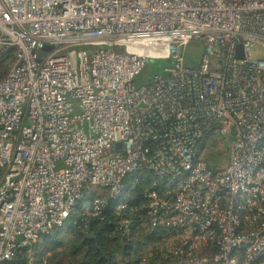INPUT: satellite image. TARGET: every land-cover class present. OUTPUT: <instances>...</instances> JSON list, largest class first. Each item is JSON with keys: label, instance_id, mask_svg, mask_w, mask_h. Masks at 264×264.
<instances>
[{"label": "built area", "instance_id": "built-area-1", "mask_svg": "<svg viewBox=\"0 0 264 264\" xmlns=\"http://www.w3.org/2000/svg\"><path fill=\"white\" fill-rule=\"evenodd\" d=\"M0 44L16 48L0 80V264L66 225L86 188L123 214L147 175L140 209L168 264H264V0H0ZM227 140L214 169L203 154Z\"/></svg>", "mask_w": 264, "mask_h": 264}, {"label": "trees", "instance_id": "trees-1", "mask_svg": "<svg viewBox=\"0 0 264 264\" xmlns=\"http://www.w3.org/2000/svg\"><path fill=\"white\" fill-rule=\"evenodd\" d=\"M118 50V47H113ZM16 48L2 45L0 48V80L3 79L14 59ZM214 169L218 168L214 160L208 159ZM133 180L128 176L126 182ZM149 175L143 177L133 192L128 209L119 213L115 209V201L103 189L86 188L83 197L77 203L66 225L49 234L43 235L34 243V260H31L27 248L17 249L12 260L3 264H141L145 257L150 263L158 261L154 258L159 252L163 259L161 245L162 231L151 228L146 209H140L148 200L144 196L152 189ZM100 197L103 202L96 214L93 213V200ZM133 219L130 231L125 232L121 219ZM161 243V244H158Z\"/></svg>", "mask_w": 264, "mask_h": 264}, {"label": "rangeland", "instance_id": "rangeland-1", "mask_svg": "<svg viewBox=\"0 0 264 264\" xmlns=\"http://www.w3.org/2000/svg\"><path fill=\"white\" fill-rule=\"evenodd\" d=\"M202 44L203 43L201 41H196L191 43V45L188 48L189 53L190 54L194 52L198 53L199 52L198 47L202 48ZM1 47L2 45L0 44V48ZM118 51L124 52V48L118 47ZM62 52H65V50ZM197 58H199V56H197ZM168 65H170V61L165 58L151 59L149 63L142 69V71L136 76L135 78L136 86L140 87L152 82L154 77L157 74L163 73L164 68ZM229 145H230L229 140L225 141L224 143H222V141L221 142L219 141L215 143L213 149L209 154L204 153L203 156L207 159V161L208 159L214 160L216 162V165L225 166L228 163ZM218 146L220 147L219 149H217ZM152 184L153 183L150 182L149 186L152 187ZM29 255L31 256L30 258L33 261L35 259L33 247L31 248Z\"/></svg>", "mask_w": 264, "mask_h": 264}, {"label": "water", "instance_id": "water-1", "mask_svg": "<svg viewBox=\"0 0 264 264\" xmlns=\"http://www.w3.org/2000/svg\"><path fill=\"white\" fill-rule=\"evenodd\" d=\"M53 48H54L53 45H47V46H45V47L39 52V56H40V57L45 56V54H46L47 52H49L51 49H53ZM238 56H241V54L239 53Z\"/></svg>", "mask_w": 264, "mask_h": 264}]
</instances>
